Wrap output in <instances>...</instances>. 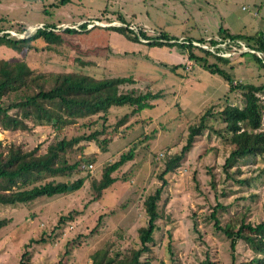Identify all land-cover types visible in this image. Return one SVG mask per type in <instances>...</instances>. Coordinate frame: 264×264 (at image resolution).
Listing matches in <instances>:
<instances>
[{"label": "rangeland", "instance_id": "rangeland-1", "mask_svg": "<svg viewBox=\"0 0 264 264\" xmlns=\"http://www.w3.org/2000/svg\"><path fill=\"white\" fill-rule=\"evenodd\" d=\"M119 15L129 28L148 29L145 32L151 37L164 31L178 42L181 38L208 42L218 37L220 27L232 34L262 31L264 0H0V35L27 37L34 33L28 26L43 24L55 25L61 37L60 43L49 48L41 39L32 42L34 47L20 51L0 45V59L25 60L34 72L132 76L135 83L123 86V91L151 88L161 94L153 101V108L129 116L127 123L118 126L104 149L93 141L81 142L85 144L83 150L68 154L71 161H93V173L82 165L81 173L69 177L86 178L79 189L0 210L1 217L11 218L0 228V264H19L25 250L30 252L25 257L28 264H92L90 254L98 247L110 252L118 249L123 254L139 247L137 230L148 220L143 202L162 183L158 175L168 156L181 150L189 126L196 124L207 109L214 114L207 119L213 130L196 137L180 166L165 174L167 183L157 203L159 218L153 242L141 260H149L150 264H200L206 259L218 264H254L251 259L258 254L242 240L231 250L230 240L214 226L210 216L218 206L216 217L222 227L242 218L252 224L264 218V157L240 160L229 170L230 176L223 170L230 146L218 111L227 104L242 107L241 90H230L220 75L189 61L178 42L149 44L111 25L64 31L82 20L118 24ZM242 42L247 46L248 41ZM261 51L260 56L256 55L263 59L264 50ZM195 53L204 55L199 49ZM252 53H228L224 56L229 63L225 65L217 61L230 74L233 85H264V67ZM205 57L208 63L216 61L210 55ZM257 95L264 112V89ZM127 112L126 105L111 107L105 130H112ZM85 122L78 120L58 134L28 120L30 129L26 131L0 129V141L21 145L24 150L39 146L38 152L43 153L51 141L61 136L70 138L102 128L101 119L89 128ZM129 148H134V158L121 166L116 173L119 179L94 200L90 183L98 179L103 165L117 160ZM70 211L79 214L74 213L75 218L61 228H54L59 217ZM95 226L97 229L91 233ZM52 230L51 238L48 234ZM77 235L79 242L65 255L66 242ZM41 237L46 240H39ZM30 239L36 241L30 243Z\"/></svg>", "mask_w": 264, "mask_h": 264}, {"label": "trees", "instance_id": "trees-1", "mask_svg": "<svg viewBox=\"0 0 264 264\" xmlns=\"http://www.w3.org/2000/svg\"><path fill=\"white\" fill-rule=\"evenodd\" d=\"M66 1L61 0V2ZM119 22L123 25L125 23L120 15ZM123 25L111 27L123 33L128 31L129 34L133 35L134 40L142 38L149 44L169 45L177 43L179 40L169 37L164 31H160L157 36L151 37L142 28L135 30L137 31L135 32L129 28L127 23ZM82 27L85 29L86 26L82 25ZM53 29H55V25H46L23 38L9 36L8 33L2 34L0 35V45L20 51L24 47L27 49L34 47L32 42L41 39L49 48L52 44L61 42L59 33ZM64 31L70 33L76 30L65 28ZM217 35L221 39L229 38L233 44H236L234 41L236 39L246 40L250 48L259 51L264 50V29L253 35H247L244 33L232 34L220 27ZM171 40L174 41L170 42ZM191 41L192 39L182 38L178 42V45L185 49L187 59L211 73L220 75L228 82L230 90L240 89L244 99L242 107L227 104L218 111L221 121L225 124V131L229 135L227 141L230 150L224 160L223 170L230 176L229 170L240 160L248 156L264 157V112L263 105L257 95L264 89V85L251 83L233 85L230 74L217 63L218 61L224 65L228 64L229 58L215 55L203 48H197L192 45ZM208 42L215 44L217 40L210 38ZM196 49H199L204 55L195 53ZM244 53L246 52H242L240 55L242 56ZM252 54L260 66L264 67V58L258 57L256 53ZM205 55H210L216 61L208 63ZM85 64H90V62H85ZM134 83L135 80L132 76L97 77L82 71L34 72L25 60L8 61L0 59L1 130L26 131L30 129L28 120L34 125L46 126L58 134H62L66 126L72 125L78 120H85L86 122L83 124L89 128L97 124L98 119H101L102 126L101 129H94L87 134L82 133L70 138L61 136L51 141L43 153L38 152L39 146L31 150H24L21 145L6 144L0 141V210L3 207L25 205L42 196L62 195L83 186L85 177L77 176L74 180H70L69 177L81 173L83 171L81 166L92 164L93 161L83 158L71 161L68 154L75 150H83L85 144L81 142L90 143L93 141L104 149L111 141L110 134L115 133L118 126L127 123L129 116L153 108V101L161 97L159 92H154L151 88L122 90L123 86ZM124 105L127 106L129 112L117 120L112 130L106 131L105 122L109 109ZM213 117L212 110L207 109L198 118L196 124L189 126L186 141L181 150L166 159L164 170L158 175L162 183L143 202L148 220L145 226H141L137 230L140 246L131 248L124 254L118 249L115 252H110L106 247H98L90 254L92 264H150L149 260H141V256L150 250L149 244L153 242V231L156 220L159 218L157 203L160 200L162 189L167 183L164 176L180 166L186 152L193 146L196 137L205 131L213 130L212 126L207 123V119ZM133 158L134 148H129L127 152L121 153L117 160L101 167L102 171L98 179L90 183V187L95 193L94 200L100 197L103 189L119 179L116 173L119 172L122 165ZM244 181L246 180H240V182ZM217 207L210 216L214 220V226L221 229L230 240L231 250H234L238 241L242 240L258 254L251 259V262L264 264V218L256 224L246 222L242 218L236 222H227L222 227L216 217ZM74 213L79 214V212L70 211L67 215H61L54 228H61L65 222L73 220L75 218ZM10 222L11 218L0 216V228ZM236 225L238 226L236 227ZM97 226L91 230V233L97 229ZM53 231L48 234L49 237L52 236ZM78 238L79 235L66 242L65 255L70 253ZM39 240L45 241L46 239L41 237ZM35 241L30 239L29 242ZM30 243H27V246ZM29 254V250H25L21 254L19 264H28L25 257ZM56 264L62 263L57 262ZM200 264L218 263L206 259Z\"/></svg>", "mask_w": 264, "mask_h": 264}, {"label": "built area", "instance_id": "built-area-1", "mask_svg": "<svg viewBox=\"0 0 264 264\" xmlns=\"http://www.w3.org/2000/svg\"><path fill=\"white\" fill-rule=\"evenodd\" d=\"M110 23H103L99 19H95V20H91V21L90 20H82V21L76 22V24L72 25L71 27H72V29H75L76 31H78V30H80V28L84 29L82 27V25H85L86 27H92V28L95 26L106 27L108 25H111V26L123 25L121 22H119L118 24L117 23L114 24L115 23L114 21L110 22ZM28 27L33 29V30L30 29L31 32L32 31L35 32V30H37L38 28H44V25L43 24L33 25V26L30 25ZM86 27H85V29H87ZM132 29L138 30L139 28H132ZM53 30H55V29H53ZM181 39H180V41H181ZM216 40H217V42L215 44H211L210 42L197 41V40H192L191 43L193 46H195L197 48H203L205 50H208V51L214 53L215 55H219V56H223V57H227L224 55H227L228 53L233 54V53L237 52V54H241L242 52H247V51L256 53L259 56H260V54H262L261 51L256 50V49H252L248 45L246 46L245 44H243L242 40H238V39L234 40L236 44L231 43L229 38L221 39V38L217 37ZM228 47H230V48L228 49ZM189 65L186 66V69L189 68ZM84 166L87 169V171L93 172V165L92 164H88V165H84Z\"/></svg>", "mask_w": 264, "mask_h": 264}, {"label": "crops", "instance_id": "crops-1", "mask_svg": "<svg viewBox=\"0 0 264 264\" xmlns=\"http://www.w3.org/2000/svg\"><path fill=\"white\" fill-rule=\"evenodd\" d=\"M141 28V27H140ZM146 29H147V27H146ZM148 30V29H147ZM147 30H145V31H147ZM160 32V31H159ZM190 61V60H189Z\"/></svg>", "mask_w": 264, "mask_h": 264}]
</instances>
